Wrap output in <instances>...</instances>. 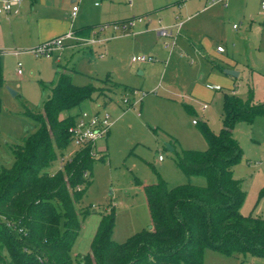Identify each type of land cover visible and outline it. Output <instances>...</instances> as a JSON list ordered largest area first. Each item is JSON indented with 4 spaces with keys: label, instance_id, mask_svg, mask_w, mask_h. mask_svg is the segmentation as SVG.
Wrapping results in <instances>:
<instances>
[{
    "label": "rangeland",
    "instance_id": "1",
    "mask_svg": "<svg viewBox=\"0 0 264 264\" xmlns=\"http://www.w3.org/2000/svg\"><path fill=\"white\" fill-rule=\"evenodd\" d=\"M60 1L55 0L57 4ZM67 2L70 12L71 3ZM187 2L100 0L94 7L92 0H77L73 27L92 26L90 37L100 42L89 45L91 50L81 44L61 50L59 61L74 69L73 84L92 83L97 93L68 112L104 107L114 123L109 134L95 144L92 182L80 204L92 207V212L83 220L71 249L73 259L89 251L100 213L114 214L112 238L118 243L150 227L146 184L160 178L168 187L206 185L203 175L183 173L168 147L176 152L204 150L207 144L196 122L205 121L217 134L222 126L224 94L233 92L244 101L252 98L254 103L264 104V17L257 15L258 5L225 12L222 5L202 9ZM250 15L253 22L248 29ZM175 17L187 20L175 44L166 45L171 40L157 34V22L160 19L162 26H168ZM138 18L143 22L138 23ZM104 25L107 27L101 29ZM217 46L224 52L218 53ZM28 49L17 48L15 54L14 48L0 46V167L11 166L13 149L36 131L37 123L26 110L42 112L57 76L55 55L35 57ZM142 55L154 61H131ZM18 63L21 76L16 71ZM137 91L144 95H134ZM232 135L242 149L233 168L245 191L240 213L264 218V115L252 122H236ZM81 147L70 141L51 170ZM203 264H264V258L206 250Z\"/></svg>",
    "mask_w": 264,
    "mask_h": 264
},
{
    "label": "trees",
    "instance_id": "2",
    "mask_svg": "<svg viewBox=\"0 0 264 264\" xmlns=\"http://www.w3.org/2000/svg\"><path fill=\"white\" fill-rule=\"evenodd\" d=\"M91 31L89 25L73 32L89 38ZM57 67L42 112L26 110L36 131L13 149V164L0 167V264H203L206 250L264 258V218L240 213L245 191L233 168L242 149L232 135L236 122L264 115V104L226 93L217 134L205 121L196 122L206 148L173 149L183 173L203 175L206 185L168 187L160 178L146 184L150 227L118 243L112 238L114 214L100 213L89 251L73 259L71 249L92 212L80 204L92 182L95 145L51 168L71 141L68 128L77 113L68 111L92 100L97 88L73 84L74 69Z\"/></svg>",
    "mask_w": 264,
    "mask_h": 264
},
{
    "label": "crops",
    "instance_id": "3",
    "mask_svg": "<svg viewBox=\"0 0 264 264\" xmlns=\"http://www.w3.org/2000/svg\"><path fill=\"white\" fill-rule=\"evenodd\" d=\"M187 1L196 8L203 7L202 9H206V7L212 8L216 5H222L225 6V8H223V11L225 12L233 11V9L237 6L248 7L250 6L251 3H254L258 5L259 10L257 15L264 17V10L263 13H261L262 11L261 2L264 0H227L226 4L217 3L212 5H209L207 3V0H187ZM69 3H71L70 12H68L67 0H61L59 4H57L55 0H23L22 5L17 13L0 14V46L14 48V50L17 48L18 49L32 48L37 46L41 42L59 36L69 30L75 31L81 27L89 26V25H79L75 28L73 27L72 20L74 19L76 14L74 17H72L71 15L72 7L73 5H77L78 7V4H77V0H69ZM99 5H100V0L98 5H94V1H93L94 7H98ZM65 7L67 11H64ZM69 17L71 21H69ZM186 20H179L178 17H175L173 23L168 26H172L176 22L181 21L183 24L179 33L177 34L179 35L183 30ZM252 20H253L252 16L250 15L247 19L248 29L252 27V22H253ZM142 22H138V23H142ZM157 24L158 27L162 26V20L159 19ZM237 28L238 26H236V29ZM74 47L75 46L67 45L62 50H66L68 48L71 50ZM13 52L15 54L19 53L16 50ZM59 52L55 54V57L59 62L57 63V66L58 65L64 66L59 61L61 56V53ZM223 52H218V53H223ZM22 74L23 71L21 69V73L18 75L21 76ZM208 88L211 87L209 86Z\"/></svg>",
    "mask_w": 264,
    "mask_h": 264
},
{
    "label": "built area",
    "instance_id": "4",
    "mask_svg": "<svg viewBox=\"0 0 264 264\" xmlns=\"http://www.w3.org/2000/svg\"><path fill=\"white\" fill-rule=\"evenodd\" d=\"M94 5L99 4V0H93ZM227 0H207V3L209 5L212 4H226ZM23 0H0V14H6V13H17L22 5ZM77 5H73L72 7V17L75 16L77 12ZM261 13H263L264 10V1L261 2ZM135 20L131 21V25L134 23ZM136 21L142 22V18H138ZM182 22L178 21L172 26H160L157 29V33L159 36L170 39L171 42H167L166 45L173 46L175 44V38L177 34L179 33ZM237 25H234L236 27ZM107 27V25H104L101 27V29H104ZM115 29L117 27H114ZM100 40H95L92 37L85 38V37H79L75 35V33L72 30H69L59 36H56L54 38H51L49 40H46L44 42H41L35 47L29 48V52L33 54L36 57H52L56 53H58L60 50H62L67 45L75 46V45H91L95 42H99ZM217 52H223L224 49L221 46H217L216 48ZM132 62L135 63H143V62H152L154 59L152 57L148 56H133L131 58ZM20 63L17 64V73H21ZM134 95H144L140 92H134ZM125 101H128V98L125 99ZM113 117L111 113L104 107L97 108L95 110L91 109H81L76 115L73 120V123L68 128V133L70 136L71 141L76 142L77 144H80L81 146L86 145H95L96 141L98 139L104 138L108 135L111 126L113 125ZM163 157L160 155L159 160H162Z\"/></svg>",
    "mask_w": 264,
    "mask_h": 264
},
{
    "label": "water",
    "instance_id": "5",
    "mask_svg": "<svg viewBox=\"0 0 264 264\" xmlns=\"http://www.w3.org/2000/svg\"><path fill=\"white\" fill-rule=\"evenodd\" d=\"M226 73H228V74H230V75H233V76H237L238 75V73L237 72H235V71H231V70H226ZM11 92V94L13 95V96H15L16 95V92H14V91H10ZM169 148V150L170 151H172V147H168Z\"/></svg>",
    "mask_w": 264,
    "mask_h": 264
}]
</instances>
